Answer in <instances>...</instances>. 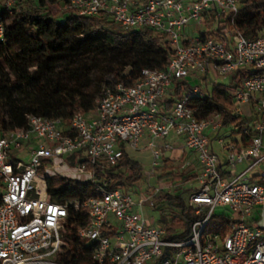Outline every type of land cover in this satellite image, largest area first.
Here are the masks:
<instances>
[{"label": "built area", "instance_id": "1", "mask_svg": "<svg viewBox=\"0 0 264 264\" xmlns=\"http://www.w3.org/2000/svg\"><path fill=\"white\" fill-rule=\"evenodd\" d=\"M15 2L0 0V41L2 13ZM240 6L241 0H62L63 9L81 16L102 14L125 27L152 28L165 35L172 54L164 68H142L131 84H105L93 110L72 116L70 131L60 119L39 115H29L25 127L0 129V264H74L61 249L68 206L51 200L46 185V170L60 166L54 158L74 152L77 172L96 181L97 195L72 202L75 210H89L77 232L88 245L76 254L84 264H264V227L253 224L264 209V29L253 37L237 29ZM239 73L245 77L232 98L246 122L237 138L216 139L222 159L212 139L222 116L202 113L193 100L218 77L231 81ZM178 80L198 83L168 106ZM143 138L153 176L172 153L183 156L181 169L195 161L188 203L198 217L186 238L168 237L135 210L129 191L110 188V178L86 170L88 164H117L124 150L140 149ZM18 150L26 161L14 155ZM161 188L146 203L152 206ZM214 210L230 215L224 234L207 227Z\"/></svg>", "mask_w": 264, "mask_h": 264}, {"label": "trees", "instance_id": "2", "mask_svg": "<svg viewBox=\"0 0 264 264\" xmlns=\"http://www.w3.org/2000/svg\"><path fill=\"white\" fill-rule=\"evenodd\" d=\"M1 17L5 26V39L0 41L2 131L25 127L29 115L58 118L64 131H70L72 116L93 110L105 84H131L142 68H164L172 54L165 35L152 28L125 27L102 14L81 16L63 9L62 0H16L11 12L2 13ZM234 26L251 37L264 29V0H241ZM15 27L25 37L12 41L8 31ZM244 77L239 73L226 85L215 82L206 86L205 96L193 100L201 103L202 113L218 111L223 125H229L234 134H239L246 122L235 112L236 102L232 98ZM189 87L186 81H175L168 106ZM242 140L248 142L246 136ZM182 158L163 157L155 174L157 182L170 180L173 184L171 188H161L152 199V208L169 216L164 228L172 239L186 238L190 223L198 217L187 194L194 189L197 172H187V167L181 169ZM86 170H96L97 179L110 178V188L126 191L134 190L144 178L140 163L126 150L117 164H88ZM80 174L86 178L46 173L51 200L68 206L61 249L63 257L71 258L74 264H84L76 254L88 249V245L77 232L87 222L89 210L84 206L75 210L72 202L97 195L96 181L89 179L87 172ZM230 221L228 212L214 210L207 227L224 234Z\"/></svg>", "mask_w": 264, "mask_h": 264}, {"label": "rangeland", "instance_id": "3", "mask_svg": "<svg viewBox=\"0 0 264 264\" xmlns=\"http://www.w3.org/2000/svg\"><path fill=\"white\" fill-rule=\"evenodd\" d=\"M8 35L12 39V41H17V40L25 37V34L22 33L17 27L8 31ZM216 82L226 85L230 82V77L229 76H220L217 78ZM196 83H198V82L193 81L190 84H196ZM237 136H238L237 134H234L231 132V127L229 125L221 126L213 134L212 139L214 140L213 141L214 150L221 156L222 159L224 156L220 152V149L216 143V139L219 137V138H222L223 140L227 141V140H230L233 138H237ZM170 140H171V142H173L172 139H170ZM145 145H146V140H141L140 144H139L140 149H138V150L129 149L130 156L140 163L142 170H143V173H144V178L138 182V184L135 186L134 190H131L129 192L131 193L133 199L136 202L135 210L140 212L142 217L148 219L153 225L159 226V227H164L169 216L165 215V214H160L157 210L153 209L152 206L146 202L148 201V195H150L152 193V190L154 188H157L158 186H160L162 188H167V187L171 188L173 184L170 180L157 182L155 176L152 175L153 168L151 165V159H152L151 151L149 148H144ZM22 154H23V152L21 150H18L14 153V155H16L19 158H21L22 160L26 161L25 160L26 158ZM80 154L83 155V153H80ZM76 155H77V152H74V153H72L66 157H55L54 161L56 163H60V166H57V167L52 168V169L48 168L46 170V173L48 175H50V174H65V175H69V176L76 177L79 179H85L86 175L78 173L76 168L74 167L75 163L77 162ZM62 161L64 163H61ZM181 164H182V162H181ZM185 166L187 167L189 165H185ZM180 167H181V165H180ZM188 169H195V168L192 165V166L187 168V172H188ZM194 186H196V184ZM187 194H189V193L187 192ZM140 201H143L145 203L143 205H139ZM255 214H256V217L259 218L260 214L258 212H256ZM253 224L255 226L264 227V209H262L261 218L259 220H254Z\"/></svg>", "mask_w": 264, "mask_h": 264}, {"label": "crops", "instance_id": "4", "mask_svg": "<svg viewBox=\"0 0 264 264\" xmlns=\"http://www.w3.org/2000/svg\"><path fill=\"white\" fill-rule=\"evenodd\" d=\"M172 140H173V142H171L174 146H176V147H178L179 145H180V140L179 139H177L176 137H172L171 138ZM141 140H146V138H143V139H141ZM147 141V140H146ZM144 148H148V147H146V145L144 146ZM135 150H138V149H135ZM128 153H129V150H128ZM179 158H182V156L181 155H178L176 152L175 153H172L171 154V158L170 159H174V160H176V159H179ZM181 161H183V158H182V160ZM189 162H188V165L189 166H187V168L188 167H190V166H194L195 165V161H194V159H189L188 160ZM192 168V167H191ZM188 170H194V169H188Z\"/></svg>", "mask_w": 264, "mask_h": 264}]
</instances>
